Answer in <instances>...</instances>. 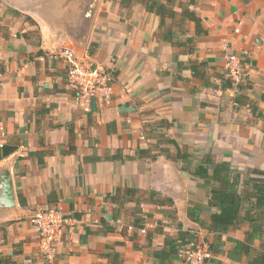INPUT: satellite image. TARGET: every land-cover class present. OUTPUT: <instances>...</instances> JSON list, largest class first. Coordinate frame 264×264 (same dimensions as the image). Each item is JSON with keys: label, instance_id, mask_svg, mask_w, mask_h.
Segmentation results:
<instances>
[{"label": "crops", "instance_id": "crops-1", "mask_svg": "<svg viewBox=\"0 0 264 264\" xmlns=\"http://www.w3.org/2000/svg\"><path fill=\"white\" fill-rule=\"evenodd\" d=\"M64 49L113 75L89 112ZM227 52L247 74L238 93ZM0 144L13 150L0 158V264H161L155 252L193 240L205 264H253L264 230L250 254L238 245L250 221L212 233L219 208L194 173L227 163L244 195L264 172V0H0ZM49 207L71 218L52 259L31 223Z\"/></svg>", "mask_w": 264, "mask_h": 264}, {"label": "built area", "instance_id": "built-area-1", "mask_svg": "<svg viewBox=\"0 0 264 264\" xmlns=\"http://www.w3.org/2000/svg\"><path fill=\"white\" fill-rule=\"evenodd\" d=\"M228 49V48H227ZM56 58L67 65V79L70 86L77 91V102L86 112L91 110L92 102L97 98L109 99L112 95L111 84L113 75L103 66L91 67L80 60L72 49H64L56 54ZM226 73L236 93L247 76L241 58L231 52L225 55ZM3 144H0V148ZM31 223L39 235V248L48 258L52 259L67 229L71 226V218L58 207L42 208L31 215ZM145 233V231H142ZM178 257L185 264H205L213 257L209 248L190 241L179 249Z\"/></svg>", "mask_w": 264, "mask_h": 264}, {"label": "trees", "instance_id": "trees-1", "mask_svg": "<svg viewBox=\"0 0 264 264\" xmlns=\"http://www.w3.org/2000/svg\"><path fill=\"white\" fill-rule=\"evenodd\" d=\"M191 15V14H190ZM13 152L10 150H3L0 153V158L9 156ZM181 156L179 152V157ZM186 160L185 156H182ZM255 175L259 178H252L248 181L251 186V191H247L246 194L242 195L240 192V181L239 176L234 175L231 166L227 163L213 164L208 159L203 162V165H199L194 173L195 176L202 177L206 185L210 186V201L211 207L219 208L218 213L212 215V225L210 231L212 233H225L231 228H235L240 221H250L252 225V234L248 233L245 242L238 243L239 247L243 250V253L250 254V245L254 235L261 232L262 226L255 225L254 222H259L264 219V172L255 171ZM218 183V185H215ZM248 202L253 205L254 215L247 211L245 217H242V211L244 206ZM245 204V205H244ZM183 244L182 246L188 244ZM179 248L171 247L167 252L162 250L155 252L154 256L161 260V264L168 261L174 255H178ZM253 264H264V257L262 254H258Z\"/></svg>", "mask_w": 264, "mask_h": 264}, {"label": "water", "instance_id": "water-1", "mask_svg": "<svg viewBox=\"0 0 264 264\" xmlns=\"http://www.w3.org/2000/svg\"><path fill=\"white\" fill-rule=\"evenodd\" d=\"M11 189H10V187H9V191H10ZM10 197H11V194H10Z\"/></svg>", "mask_w": 264, "mask_h": 264}]
</instances>
